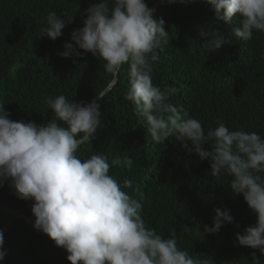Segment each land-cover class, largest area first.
<instances>
[{"label": "trees", "instance_id": "trees-1", "mask_svg": "<svg viewBox=\"0 0 264 264\" xmlns=\"http://www.w3.org/2000/svg\"><path fill=\"white\" fill-rule=\"evenodd\" d=\"M96 2L0 0V104L9 118L40 125L55 119L44 103L46 97L62 94L73 102L90 103L100 95L96 101L101 124L92 140L80 145L77 155L84 160L102 153L109 162L120 158L122 163L110 167L109 174L141 203L146 226L165 238L174 230L182 250L213 264H250L253 251L264 261L258 249L234 243L236 233L243 234L255 224L256 215L242 194H233L232 178L213 177L210 162L181 147L175 135L160 143L152 141L144 119L125 99L129 66H121L118 82L105 92L115 76L106 72L104 61L91 53L58 55L65 51L64 43L71 42L72 31L83 26L85 10ZM145 2L156 9L154 18H163L169 32V44L152 63L153 84L175 88L169 102L198 119L205 132L222 121L230 130L264 137V33L254 31L248 42L236 39L232 32L239 18L233 17L231 24L217 20L213 6L203 0ZM52 11L62 18L72 17L55 41L43 34ZM209 28L230 42L213 50L206 44L208 38L200 35ZM205 146L210 147V142ZM125 180L132 187H123ZM32 203L17 198L8 183L0 186V231L17 215L35 219ZM217 207L230 209L234 222L225 223L218 233H204V226L213 224ZM33 223L19 218L11 224L3 234L10 253L0 264H70L66 249Z\"/></svg>", "mask_w": 264, "mask_h": 264}, {"label": "clouds", "instance_id": "clouds-1", "mask_svg": "<svg viewBox=\"0 0 264 264\" xmlns=\"http://www.w3.org/2000/svg\"><path fill=\"white\" fill-rule=\"evenodd\" d=\"M203 3L213 6L216 19L225 24L239 18L232 32L236 39L248 42L254 31L264 33V0ZM155 11L145 0H97L85 10L83 26L72 31L71 42L64 43L65 51L58 55L91 53L104 61V69L113 76L127 64L125 99L144 119L152 141L160 143L175 135L181 147L210 162L213 177L232 178L233 194H242L256 215L255 224L243 234L236 233L234 243L258 249L264 256V137L230 130L222 121L205 132L198 119L169 102L175 88L153 84L152 63L169 44L165 21L154 18ZM71 21V16L49 12L43 34L55 41ZM200 35L208 38L206 44L213 50L230 42L214 28L202 29ZM44 103L55 119L40 125L11 120L0 104V186L8 183L17 198L33 201V227L66 249L70 264H213L182 250L174 230L165 238L146 226L141 203L109 174L110 167L122 163L120 158L109 162L102 153L84 160L77 155L101 124L99 102L77 103L61 94L46 97ZM127 164L131 167L130 158ZM123 187H132L131 181L125 180ZM230 211L215 208L213 224L205 225L203 232L218 233L225 223H233ZM5 254L0 231V261ZM251 256L250 264H264L255 251Z\"/></svg>", "mask_w": 264, "mask_h": 264}, {"label": "water", "instance_id": "water-1", "mask_svg": "<svg viewBox=\"0 0 264 264\" xmlns=\"http://www.w3.org/2000/svg\"><path fill=\"white\" fill-rule=\"evenodd\" d=\"M150 8H152V7H150ZM117 82H118V74L115 76V80L111 83V85H110L108 88H106L105 92L111 90V89L113 88V86H114ZM98 98H99V96H97V97H96L94 100H92L91 102L96 101ZM91 102H90V103H91ZM19 218H25L28 222H32V221L35 220L34 218H31V217H28V216H25V215H17V216H15V217H13L12 219H10V220L4 225V227H3L2 230H1V231L3 232V234L8 230V228L11 226V224H12L15 220H17V219H19ZM4 244H5V246H6V254H5L4 257H6V256L10 253V248H9V245L7 244V242L4 241Z\"/></svg>", "mask_w": 264, "mask_h": 264}]
</instances>
